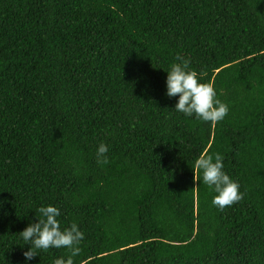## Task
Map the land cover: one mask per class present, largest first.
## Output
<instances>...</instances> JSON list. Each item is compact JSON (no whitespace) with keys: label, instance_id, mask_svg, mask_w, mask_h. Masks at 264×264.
Wrapping results in <instances>:
<instances>
[{"label":"trees","instance_id":"trees-1","mask_svg":"<svg viewBox=\"0 0 264 264\" xmlns=\"http://www.w3.org/2000/svg\"><path fill=\"white\" fill-rule=\"evenodd\" d=\"M177 56L223 120L174 110ZM205 150L240 201L212 204ZM49 204L85 233L75 264H264V0H0V264Z\"/></svg>","mask_w":264,"mask_h":264},{"label":"clouds","instance_id":"clouds-1","mask_svg":"<svg viewBox=\"0 0 264 264\" xmlns=\"http://www.w3.org/2000/svg\"><path fill=\"white\" fill-rule=\"evenodd\" d=\"M191 61L181 56L167 70L166 95L177 97L174 110L204 121L217 123L229 113V105L217 99L214 85L200 82V75L191 67ZM110 145L101 142L96 150L97 160L108 163L107 153ZM224 157L220 153L208 154L207 150L194 162L196 170L202 173V181L214 191L212 200L214 206L223 209L240 201L244 193L240 184L224 171ZM35 222H29L18 235L28 249L23 252L24 264H29L40 252L51 248L66 249L63 256L57 257L52 264H75V257L80 252V244L85 239V233L76 222L62 227L61 210L54 205H42L37 208Z\"/></svg>","mask_w":264,"mask_h":264}]
</instances>
